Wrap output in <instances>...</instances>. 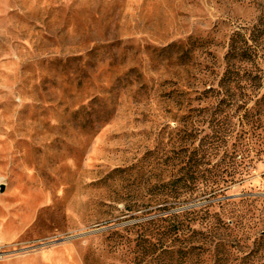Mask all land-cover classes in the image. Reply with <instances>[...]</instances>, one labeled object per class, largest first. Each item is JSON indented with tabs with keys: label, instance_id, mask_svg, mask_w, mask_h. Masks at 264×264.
Here are the masks:
<instances>
[{
	"label": "rangeland",
	"instance_id": "rangeland-1",
	"mask_svg": "<svg viewBox=\"0 0 264 264\" xmlns=\"http://www.w3.org/2000/svg\"><path fill=\"white\" fill-rule=\"evenodd\" d=\"M263 5L0 0V264H134L111 232L136 222L119 211L150 175L138 177L143 156L167 149L165 108L154 101L153 83L166 77L159 52L196 39L195 65L213 69L217 84L229 35ZM239 147L258 153L243 184L171 212L229 201L224 210L249 245L264 233V143L245 138Z\"/></svg>",
	"mask_w": 264,
	"mask_h": 264
},
{
	"label": "trees",
	"instance_id": "trees-1",
	"mask_svg": "<svg viewBox=\"0 0 264 264\" xmlns=\"http://www.w3.org/2000/svg\"><path fill=\"white\" fill-rule=\"evenodd\" d=\"M228 38L217 84L213 69L195 65L196 39L159 52L167 61L166 77L152 83L156 105L165 108L160 115L168 129L167 149L158 152L157 145L143 156L141 168L151 157L146 166L151 169L139 168L138 177L150 175L143 187L123 195L119 211L136 222L111 232L117 248H131L134 264H264V233L252 235L247 245L224 210L229 201L171 212L194 201L226 198L231 185L250 177L258 155L241 152V140L264 143V5L252 25ZM213 58L207 61L211 66Z\"/></svg>",
	"mask_w": 264,
	"mask_h": 264
},
{
	"label": "water",
	"instance_id": "water-1",
	"mask_svg": "<svg viewBox=\"0 0 264 264\" xmlns=\"http://www.w3.org/2000/svg\"><path fill=\"white\" fill-rule=\"evenodd\" d=\"M3 191H4V187L1 186V187H0V193H2Z\"/></svg>",
	"mask_w": 264,
	"mask_h": 264
}]
</instances>
